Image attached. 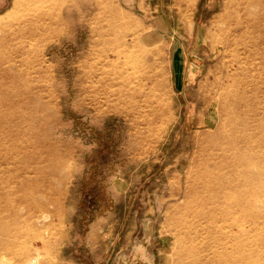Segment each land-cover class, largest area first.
<instances>
[{"label":"rangeland","instance_id":"374dc122","mask_svg":"<svg viewBox=\"0 0 264 264\" xmlns=\"http://www.w3.org/2000/svg\"><path fill=\"white\" fill-rule=\"evenodd\" d=\"M236 3L0 0V264H264V197L204 215L264 168V15Z\"/></svg>","mask_w":264,"mask_h":264},{"label":"bare ground","instance_id":"6f19581e","mask_svg":"<svg viewBox=\"0 0 264 264\" xmlns=\"http://www.w3.org/2000/svg\"><path fill=\"white\" fill-rule=\"evenodd\" d=\"M231 1L234 5L236 0H231ZM255 3H257L260 6L261 8L260 14L263 16L264 15V0H237L236 6H235L236 8L235 12L241 14V18L243 22L245 20H249L248 7L251 4H255ZM9 112L10 111H8V113ZM15 123L16 124L20 123L18 124V127L22 129V114L20 111H18L15 115ZM239 174H240V179H241V185H244V187H240L238 183L232 184L231 183L232 181L228 182L226 186H223V184L220 183L221 185L220 188L216 185L218 191L214 195L215 198L211 199L210 201L211 205L209 206V208L204 214L205 216H207V213L208 215L210 214L211 221L222 228H224L225 226L228 227L234 222L235 220L234 211H240L242 213H245L247 211L246 204L252 205V199H251L252 195L256 196L259 200H260V197H264V192L261 187L262 186L261 184L264 183V168L258 167L257 170L252 171V172H249L248 170H244V172L239 173ZM233 176L238 178V174L235 172L233 173ZM219 179L220 178H218L217 181ZM251 180L256 181L257 186H254V189L252 190L253 193L251 194L249 193V196L251 195L250 198H246L243 201L242 199L238 198V195L245 198V195H246L245 186L249 185ZM221 182H223L222 179H221ZM204 188H207V187L204 185ZM246 190H248V187L246 188ZM232 193L235 194L236 197H229V196H232ZM226 194L228 196H226ZM217 197L218 198L224 197L227 200H224V199L218 200L216 199ZM259 214L260 213L257 210L256 215L259 216ZM258 252L262 256L264 255V243L257 245L256 253ZM254 263H256V258H254ZM246 264H253L252 259L248 258V260L246 261Z\"/></svg>","mask_w":264,"mask_h":264}]
</instances>
